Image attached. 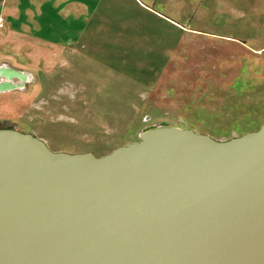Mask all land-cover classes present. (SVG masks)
Instances as JSON below:
<instances>
[{"label":"water","instance_id":"water-1","mask_svg":"<svg viewBox=\"0 0 264 264\" xmlns=\"http://www.w3.org/2000/svg\"><path fill=\"white\" fill-rule=\"evenodd\" d=\"M0 264H264V122L152 126L100 156L1 127Z\"/></svg>","mask_w":264,"mask_h":264},{"label":"rangeland","instance_id":"rangeland-1","mask_svg":"<svg viewBox=\"0 0 264 264\" xmlns=\"http://www.w3.org/2000/svg\"><path fill=\"white\" fill-rule=\"evenodd\" d=\"M122 5V15L103 8L102 22L133 24L96 27L101 43H86V57L73 72L26 74L23 86L0 91V128L34 133L54 150L100 156L152 126L193 128L220 139L261 126L264 52L257 48L264 45V0L202 3L195 17L208 33L198 34L188 27L189 7L159 8L157 16ZM179 13L187 26L172 22ZM113 54L125 63L116 64ZM9 79L0 74V81Z\"/></svg>","mask_w":264,"mask_h":264},{"label":"crops","instance_id":"crops-1","mask_svg":"<svg viewBox=\"0 0 264 264\" xmlns=\"http://www.w3.org/2000/svg\"><path fill=\"white\" fill-rule=\"evenodd\" d=\"M0 0V67L15 68L27 74L61 75L74 71L76 61L86 57V43H101V34L96 27L104 25L126 26L133 22H116L105 17L109 23H103L102 9L117 11L122 15L124 6L129 2L139 10L160 16L159 8L184 10L189 7L194 13L188 20L189 29L208 33L199 28L195 17L204 2L223 3L226 0ZM190 2H193L191 4ZM240 9V8H235ZM242 10V9H240ZM243 11V10H242ZM243 13H245L243 11ZM173 16V23L187 26ZM166 17H172L167 14ZM178 19V20H177ZM180 19V20H179ZM172 20V19H171ZM214 21V18H211ZM210 21L207 22L209 24ZM213 23V22H211ZM140 23L136 26H141ZM193 25V26H192ZM192 32V31H191ZM190 32V33H191ZM193 34V33H192ZM194 41H191V43ZM193 45L191 44V47ZM95 50V48H94ZM263 50L264 45L257 48ZM117 55V53H116ZM113 54L116 64L125 63ZM121 60V62H118ZM79 67V66H78ZM61 69L62 72H59Z\"/></svg>","mask_w":264,"mask_h":264},{"label":"built area","instance_id":"built-area-1","mask_svg":"<svg viewBox=\"0 0 264 264\" xmlns=\"http://www.w3.org/2000/svg\"><path fill=\"white\" fill-rule=\"evenodd\" d=\"M3 25V19L0 17V26Z\"/></svg>","mask_w":264,"mask_h":264},{"label":"bare ground","instance_id":"bare-ground-1","mask_svg":"<svg viewBox=\"0 0 264 264\" xmlns=\"http://www.w3.org/2000/svg\"><path fill=\"white\" fill-rule=\"evenodd\" d=\"M22 76L26 77V74H24V75L22 74ZM12 83H13V82H12Z\"/></svg>","mask_w":264,"mask_h":264}]
</instances>
